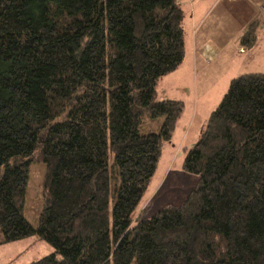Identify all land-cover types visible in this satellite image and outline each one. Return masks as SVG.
Here are the masks:
<instances>
[{"label":"trees","instance_id":"trees-1","mask_svg":"<svg viewBox=\"0 0 264 264\" xmlns=\"http://www.w3.org/2000/svg\"><path fill=\"white\" fill-rule=\"evenodd\" d=\"M183 20L179 0H0V244L52 246L30 264H264V72L231 78L186 150L198 181L183 203L133 220L183 112L155 99L183 61Z\"/></svg>","mask_w":264,"mask_h":264},{"label":"rangeland","instance_id":"rangeland-1","mask_svg":"<svg viewBox=\"0 0 264 264\" xmlns=\"http://www.w3.org/2000/svg\"><path fill=\"white\" fill-rule=\"evenodd\" d=\"M261 11L263 12L264 9ZM263 28L260 23L257 30L260 44L264 42ZM246 56L237 54V57L231 61L232 66L220 75L218 82L205 83L203 87L199 72L195 68L186 70L187 59L178 68L177 73L175 72L178 74L177 77H173L174 72H168L158 79L155 99L180 100L183 103V112L176 122L170 140L161 149L144 197L133 216L134 222L150 217L164 205H181L197 184L198 175L182 167L186 150L197 142L210 112L227 89L230 79L245 72H264V65L258 58L252 56L247 59ZM146 121L151 122L148 124L152 126V131H157L162 117ZM43 171L44 166L41 162H33L29 169L24 214L32 224H35L41 210ZM137 216L138 219H135ZM52 251V246L46 241L35 235H29L16 241L1 243L0 264H30L31 261Z\"/></svg>","mask_w":264,"mask_h":264},{"label":"crops","instance_id":"crops-1","mask_svg":"<svg viewBox=\"0 0 264 264\" xmlns=\"http://www.w3.org/2000/svg\"><path fill=\"white\" fill-rule=\"evenodd\" d=\"M179 3L184 11V57L170 72H174L173 77L178 76V68L185 59L186 70L195 68L199 72L202 87L218 82L237 54L247 55V59L258 58L264 65V42L260 44L256 37L249 48L239 43L240 33L251 20L258 19L264 27L261 11L264 0H179Z\"/></svg>","mask_w":264,"mask_h":264},{"label":"built area","instance_id":"built-area-1","mask_svg":"<svg viewBox=\"0 0 264 264\" xmlns=\"http://www.w3.org/2000/svg\"><path fill=\"white\" fill-rule=\"evenodd\" d=\"M261 9H264V4L261 6Z\"/></svg>","mask_w":264,"mask_h":264}]
</instances>
